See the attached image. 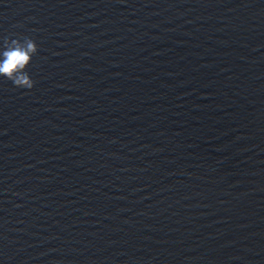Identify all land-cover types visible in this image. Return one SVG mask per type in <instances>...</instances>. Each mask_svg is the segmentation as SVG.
Here are the masks:
<instances>
[{
  "label": "water",
  "instance_id": "obj_1",
  "mask_svg": "<svg viewBox=\"0 0 264 264\" xmlns=\"http://www.w3.org/2000/svg\"><path fill=\"white\" fill-rule=\"evenodd\" d=\"M0 264H264V0H0Z\"/></svg>",
  "mask_w": 264,
  "mask_h": 264
},
{
  "label": "clouds",
  "instance_id": "obj_2",
  "mask_svg": "<svg viewBox=\"0 0 264 264\" xmlns=\"http://www.w3.org/2000/svg\"><path fill=\"white\" fill-rule=\"evenodd\" d=\"M36 51L35 41L28 36L4 37L0 42V79L11 81L16 88L31 89L34 81L26 68Z\"/></svg>",
  "mask_w": 264,
  "mask_h": 264
}]
</instances>
